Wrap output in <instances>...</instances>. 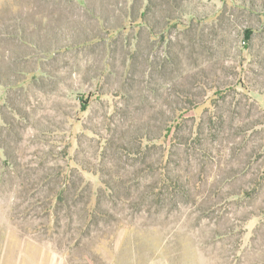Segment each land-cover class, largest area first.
<instances>
[{
  "label": "rangeland",
  "instance_id": "rangeland-1",
  "mask_svg": "<svg viewBox=\"0 0 264 264\" xmlns=\"http://www.w3.org/2000/svg\"><path fill=\"white\" fill-rule=\"evenodd\" d=\"M0 264H264V0H0Z\"/></svg>",
  "mask_w": 264,
  "mask_h": 264
}]
</instances>
